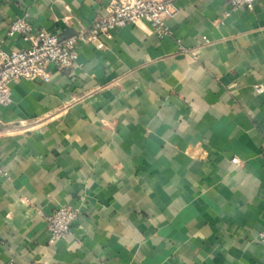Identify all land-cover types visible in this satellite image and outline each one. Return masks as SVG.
Instances as JSON below:
<instances>
[{
  "label": "crops",
  "instance_id": "0c3cea01",
  "mask_svg": "<svg viewBox=\"0 0 264 264\" xmlns=\"http://www.w3.org/2000/svg\"><path fill=\"white\" fill-rule=\"evenodd\" d=\"M113 1L0 0L1 48L27 47L18 18L65 39ZM170 1L166 34L114 29L49 83L12 85L0 264H264V0ZM60 207L81 213L51 245Z\"/></svg>",
  "mask_w": 264,
  "mask_h": 264
},
{
  "label": "built area",
  "instance_id": "2783aa9c",
  "mask_svg": "<svg viewBox=\"0 0 264 264\" xmlns=\"http://www.w3.org/2000/svg\"><path fill=\"white\" fill-rule=\"evenodd\" d=\"M258 0H230V7H244L252 10ZM178 9L170 0H114L108 6V15L93 23L86 32H79L70 38H60L56 34L39 30L25 18L14 20L8 30V37L20 36L27 44L22 50L7 52L0 44V106L12 103V85L22 80L42 79L51 81L49 66L58 70L72 68L79 57L81 44H96L103 48L99 38L114 29L147 23L160 33L166 34V23ZM258 92L262 88H257ZM237 163L236 159H233ZM3 171L0 168V174ZM5 175V173H3ZM81 211L71 207H60L47 218L52 234L50 244L66 240L72 235L73 227ZM264 238V234H261Z\"/></svg>",
  "mask_w": 264,
  "mask_h": 264
}]
</instances>
